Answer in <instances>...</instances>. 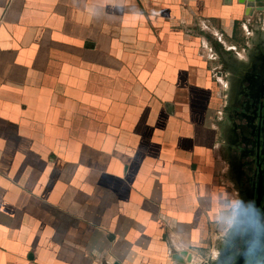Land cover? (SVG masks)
<instances>
[{
  "label": "crops",
  "instance_id": "crops-1",
  "mask_svg": "<svg viewBox=\"0 0 264 264\" xmlns=\"http://www.w3.org/2000/svg\"><path fill=\"white\" fill-rule=\"evenodd\" d=\"M248 2L0 0V264L216 252L237 208L220 52L247 61Z\"/></svg>",
  "mask_w": 264,
  "mask_h": 264
},
{
  "label": "flooded vegetation",
  "instance_id": "flooded-vegetation-1",
  "mask_svg": "<svg viewBox=\"0 0 264 264\" xmlns=\"http://www.w3.org/2000/svg\"><path fill=\"white\" fill-rule=\"evenodd\" d=\"M223 62L220 149L237 208L204 264H264V54L253 53L244 67Z\"/></svg>",
  "mask_w": 264,
  "mask_h": 264
},
{
  "label": "water",
  "instance_id": "water-1",
  "mask_svg": "<svg viewBox=\"0 0 264 264\" xmlns=\"http://www.w3.org/2000/svg\"><path fill=\"white\" fill-rule=\"evenodd\" d=\"M243 1L244 0H242V2ZM246 8H247L246 14L250 16H253L254 12H261L264 9L263 4L261 3V0H258V3L255 5L252 4L251 2H248ZM250 44H251V47L247 51L248 60H250L253 57V53L260 52V54L261 53L264 54V30H260L256 26L251 36ZM220 55L222 59L224 60H227V61L228 59H230L231 61L234 60L240 67L245 66V63L242 60L236 59L235 56L233 55H229L224 52H220ZM230 65L234 66V64H230ZM174 260L176 264H187L190 261V259H187L186 261H184V259L180 256H176ZM115 264H118V263H115Z\"/></svg>",
  "mask_w": 264,
  "mask_h": 264
},
{
  "label": "rangeland",
  "instance_id": "rangeland-1",
  "mask_svg": "<svg viewBox=\"0 0 264 264\" xmlns=\"http://www.w3.org/2000/svg\"><path fill=\"white\" fill-rule=\"evenodd\" d=\"M256 22H257V23H255V24L257 25L258 29H260V30H264V17L260 18L259 20L257 19ZM247 30H248V31H251L250 24H249ZM248 34H249V33H248ZM219 87H220V89H221V87L223 88V83H222L221 86H220V84H219Z\"/></svg>",
  "mask_w": 264,
  "mask_h": 264
},
{
  "label": "built area",
  "instance_id": "built-area-1",
  "mask_svg": "<svg viewBox=\"0 0 264 264\" xmlns=\"http://www.w3.org/2000/svg\"><path fill=\"white\" fill-rule=\"evenodd\" d=\"M218 84H220V86L222 85V81H219Z\"/></svg>",
  "mask_w": 264,
  "mask_h": 264
}]
</instances>
